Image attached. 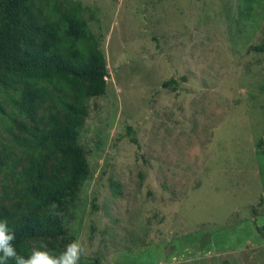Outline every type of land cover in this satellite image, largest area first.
Masks as SVG:
<instances>
[{"label":"rangeland","instance_id":"1","mask_svg":"<svg viewBox=\"0 0 264 264\" xmlns=\"http://www.w3.org/2000/svg\"><path fill=\"white\" fill-rule=\"evenodd\" d=\"M31 5L41 26L69 13L86 22L106 89L78 105L87 82L51 86L30 120L12 102L21 85H0V221L28 207L29 137L17 124H57L73 127L89 166L69 197L31 218L30 253L80 240L78 264H264V0ZM53 50L95 53L69 39ZM44 158L52 175L58 156Z\"/></svg>","mask_w":264,"mask_h":264},{"label":"trees","instance_id":"2","mask_svg":"<svg viewBox=\"0 0 264 264\" xmlns=\"http://www.w3.org/2000/svg\"><path fill=\"white\" fill-rule=\"evenodd\" d=\"M32 1L0 0V85L6 88L21 85L15 88L17 95L12 102L15 111L30 120H34L38 102L49 96L51 86L87 82V86L77 90V104L81 105L86 97L105 94L107 77L103 54L86 22L69 13L57 23L41 26L32 10ZM60 39L87 43L95 53L67 57L53 50ZM17 127L29 137L24 145L28 164L22 171L23 195L29 201L25 214L14 218L8 227L15 232L13 244L17 253L27 257L30 255L27 240L40 231L31 218L38 219L37 214L50 208L52 202L69 197L71 187L86 178L89 164L83 149L69 137L73 127L53 124L42 131L20 123ZM46 151L58 156V166L52 175L46 172ZM11 264H15L14 260Z\"/></svg>","mask_w":264,"mask_h":264},{"label":"clouds","instance_id":"3","mask_svg":"<svg viewBox=\"0 0 264 264\" xmlns=\"http://www.w3.org/2000/svg\"><path fill=\"white\" fill-rule=\"evenodd\" d=\"M15 238V232L9 229L7 221H0V264H7L9 260H14L15 264H78L81 255L87 254L82 242L73 240L58 255L50 252L47 245L41 243L38 248L33 247L30 255L25 257L17 253L13 244Z\"/></svg>","mask_w":264,"mask_h":264}]
</instances>
